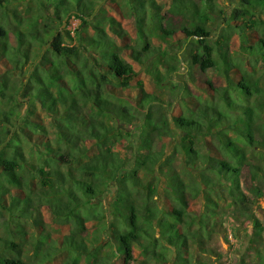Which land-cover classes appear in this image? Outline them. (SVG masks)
Returning a JSON list of instances; mask_svg holds the SVG:
<instances>
[{"label":"trees","instance_id":"1","mask_svg":"<svg viewBox=\"0 0 264 264\" xmlns=\"http://www.w3.org/2000/svg\"><path fill=\"white\" fill-rule=\"evenodd\" d=\"M17 1L0 0V60L5 62V69L0 70V95L8 88L16 91L7 97V109L0 105V122L6 124L0 129V207L12 220H31L43 226L45 210L55 222L74 220L78 229L83 228L84 220L91 221L97 217L93 213L101 212L96 199L113 188L117 191L109 215L102 216L117 222L109 221L102 231L114 243L111 253L115 261L131 264L137 247L158 262L172 249L176 261L185 262L188 239L194 235L186 226L180 229L191 222L186 219L191 216L188 196L192 199L201 192L209 196L212 190L220 194L221 187H226L239 210L250 208L249 198L241 190V178L248 165L244 146L264 147V121L257 125L264 113V85L257 74L264 71V0H240L228 15L215 0H173L169 12L181 11L197 21L178 26L167 22L165 27L160 23L164 15L156 0H126L138 15L140 49L116 42L127 33L113 16L101 14V0L99 5L96 0H37L52 11L58 26L66 23L72 12L80 20L73 29L75 36L66 29L51 33L47 24L44 29L23 30L19 19L11 23L9 10L18 14L10 5ZM146 5L156 9L151 18L159 24L144 29L145 19L140 14ZM209 10L221 14L224 22L222 33L214 39L209 38ZM246 27L258 32L255 41L248 38ZM231 28L235 32H230ZM177 31L183 35V56L170 55L173 63L165 65L167 70H176L177 64L185 61L187 66L195 65L201 72L217 73L221 78L218 84L208 79L201 92L190 94V87L182 99L188 107L185 96L190 95L198 100L197 106L172 115L176 129L182 132L181 148L188 165L185 171L199 170L202 184L189 174L187 182L181 179L170 156L161 161L162 152L153 149V144L173 132L160 98L149 95L143 83L136 81L142 106L147 109L140 111L115 89H127L137 74L122 50L128 49L139 62L150 50V37L166 40ZM67 36L71 42H66ZM244 59L250 60L251 72L243 66ZM25 64L29 65L26 71ZM15 72L19 83L8 77ZM37 109L48 117V125L37 119ZM106 115L129 123L139 136L141 145L136 147L129 167L114 147L121 138L129 141L131 131L108 125ZM92 148L96 152L91 153ZM157 169L163 178L154 174ZM146 172L153 181H141L140 174ZM36 180L38 186H31ZM162 181L169 199L165 206L153 198L158 192L156 182ZM248 190L262 195L259 185L252 184ZM17 224L16 229L8 228L7 220L2 224L7 229L0 232V264H53L56 256L64 253L65 263L70 260L76 264L79 255L95 258L96 253L77 232L65 235L59 244L45 235H28L19 221Z\"/></svg>","mask_w":264,"mask_h":264},{"label":"rangeland","instance_id":"2","mask_svg":"<svg viewBox=\"0 0 264 264\" xmlns=\"http://www.w3.org/2000/svg\"><path fill=\"white\" fill-rule=\"evenodd\" d=\"M172 1L173 0H156L161 6V14L164 15L163 20L160 21L162 26L165 27L167 22H171L172 25L178 26L180 24L190 23L195 19L190 14H184L183 12L181 13V11L169 12V6ZM96 2L99 5V0H96ZM100 2V6L103 7L101 14L113 16L120 22L119 26L127 33L125 38H117L116 42L122 45H133L136 49H140L141 41L137 31L138 15H135V11L132 7L127 5L126 0H101ZM215 2L217 7L223 9L224 14L228 15L233 10L232 5L239 3L240 0H215ZM10 7L15 9L18 17L9 10V21L15 23L16 20L19 19L20 26L23 30L35 28L44 29V24H47L50 25L51 33L56 30L62 31L66 29L69 30L72 35L74 32L73 29L80 23V20L70 12V15L67 17V22L58 26V21L54 20L52 11L37 0H18L12 3ZM155 12V8H150L147 5L145 10L141 12L140 16L143 15L145 19L144 26L141 24L144 29L153 26V23H155V25L159 24L158 21L152 19L153 17L151 18L152 14ZM209 15L211 16L210 22L207 25L211 32L209 38L212 37L214 39L222 33L224 22L221 20V14H213L212 11L209 10ZM90 30L89 28L88 32H90ZM106 30L111 34L108 26ZM246 31L251 41L257 39L258 32L250 27H246ZM230 32H235V29L231 28ZM182 37L183 35L179 31L175 32L171 37L166 38V40H162L160 37L156 36L150 37V50L145 54L146 56L141 57V61L139 62L131 57L128 49L122 50L121 54L128 62L135 66L137 74L133 77L127 89L122 90L118 87H115V89L118 94H121L128 102L135 106H139L140 111H147V109L142 106V92L137 87L136 81L139 80L143 83L144 90L149 93V95H155L160 98L159 104L163 107L164 113L168 115L170 127H172L173 132L169 137L160 139L153 144V149L156 152H162L161 156H163L161 161L165 158V155L170 156L171 165L176 169V172L180 173L181 179L187 182L188 179H190L189 175H191V177L198 179V182L202 184L199 170L189 169V175L185 171L188 165L185 162V154L181 148L182 132L176 129L172 115L187 113L191 107L194 105L197 106L198 100L196 98L190 97V95L186 97L189 94L190 87L192 88L190 94L192 91L201 92L204 90L203 88L207 87L206 82L208 79L218 84L221 82V78L217 73L208 71L201 72L195 65L187 66L185 61L177 64L176 70H167V66L165 65L173 63L170 55L177 53L180 57L183 56L185 45L182 46L181 44L183 40ZM233 39V45L237 50L236 45L238 44L235 34ZM72 41L76 42L77 40L74 38ZM66 42H71L68 36ZM249 61L248 59H244L243 66L251 72L252 65L249 64ZM4 67L5 62L2 59L0 60V70L3 71L5 69ZM28 67L29 65L25 64L24 70L26 71ZM156 73L159 74L158 77ZM257 74L260 75L264 85V71ZM8 77L10 81L19 83L20 77H18L17 72L10 73ZM15 94L16 91H14L13 88L5 90V94L0 95V105L7 109L8 104L6 103H8V101L10 102V99L7 100V97L10 98ZM184 95H186L185 100L189 102L188 107H186L182 99ZM2 101L4 103H2ZM37 119L43 120V123L44 121L45 123L48 122V117H45L44 112L39 109H37ZM105 121L108 125H114L120 129L131 131L129 141H125L121 138V142H119L118 145L115 144L117 146L114 147V150L119 153L120 157L124 158L125 164L129 167L133 162L132 159L136 147L141 145L137 132L129 123L120 119H115L111 115H106ZM262 121H264V113L261 118L257 120V125H260ZM48 124L49 123H47V125ZM5 126L6 124L0 122V129ZM256 132L257 130L254 129V133ZM244 147L247 154L248 165L242 170L241 190L249 198L248 205H250V208L245 211L239 210L238 205L233 203L232 196H229L227 193L226 187H221L222 192L220 194L216 190H212L208 192L209 196H206V194L202 192L192 199L188 196L190 199L188 204L190 205V211H188V213H190L191 216L186 219L191 222H189L188 226V223L180 226L181 230H183L185 226L188 227V230L191 231L190 234H194L192 238L189 237L186 252L184 253L188 260L185 262L181 260L176 261L177 254L172 249H169L165 260L158 262L146 256L145 252H142L141 249L136 247L133 251V261L131 264H140L139 262L143 260L144 262L142 264H243L245 262L251 264H264V147L261 144L253 146L247 145ZM93 152H96V148L91 149V153ZM154 174L163 178L162 173H160L158 169ZM140 179L144 183L153 181V177L149 172L141 173ZM156 183L158 185V192L153 198L156 199L160 205L164 204L165 206L166 202L169 203V199L165 195L163 181ZM252 184L259 185L262 192L261 196H256L253 192L248 190V186ZM35 185L38 186L37 180L31 183V186ZM116 191L117 189L111 188L96 199V201L101 203V212L99 213L98 210L96 213H93V216L97 217L90 219L91 221L84 220L83 228L78 229L77 223L74 220L72 222L56 220L55 222L51 215L45 210H43L42 215L43 226L34 224L31 220L28 221L19 218L12 220V217L0 207V225L2 226L0 227V232H6L7 227L5 229L2 225L6 220L8 228L10 225L11 228L16 229L19 221L21 226L23 225L27 230L28 235L29 233L35 236L45 235L51 242H58L59 244L60 240L64 239L65 235L70 234V232H77L78 236L85 238L87 247L96 253V255L95 258L91 256L90 258H85L79 255L80 258L76 264H105V262L123 264L121 260L115 261L116 257H112L111 249L114 247V243L107 237L105 232L102 231V228L106 227L109 221L112 220L114 223L117 222L115 218H104L102 216L103 213H109L110 203ZM208 200H212V202L210 201L211 203H209ZM212 203L214 206L209 205ZM256 219L258 222H256ZM199 222L202 223L203 228H198ZM154 232L158 235L157 230ZM82 253L87 254L89 252L83 251ZM106 254L109 256L108 259L105 256ZM56 258L53 264H75L70 260H67L65 263V253L63 256H56Z\"/></svg>","mask_w":264,"mask_h":264}]
</instances>
